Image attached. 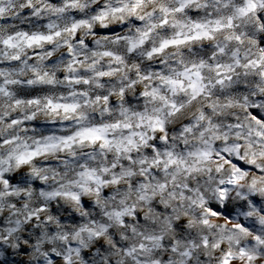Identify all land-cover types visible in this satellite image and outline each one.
<instances>
[{
  "label": "clouds",
  "instance_id": "obj_1",
  "mask_svg": "<svg viewBox=\"0 0 264 264\" xmlns=\"http://www.w3.org/2000/svg\"><path fill=\"white\" fill-rule=\"evenodd\" d=\"M0 264H264V0H0Z\"/></svg>",
  "mask_w": 264,
  "mask_h": 264
}]
</instances>
